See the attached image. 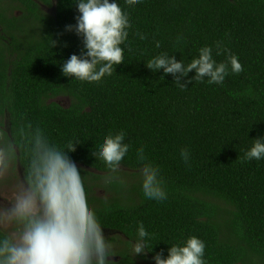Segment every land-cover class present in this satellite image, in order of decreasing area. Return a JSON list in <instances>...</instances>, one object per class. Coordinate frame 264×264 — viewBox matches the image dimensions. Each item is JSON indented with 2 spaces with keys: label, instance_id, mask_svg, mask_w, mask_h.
Wrapping results in <instances>:
<instances>
[{
  "label": "trees",
  "instance_id": "1",
  "mask_svg": "<svg viewBox=\"0 0 264 264\" xmlns=\"http://www.w3.org/2000/svg\"><path fill=\"white\" fill-rule=\"evenodd\" d=\"M37 1L54 11L43 12L33 0H0V130L14 134L31 124L58 147L74 144L67 155L80 170L102 230L119 233L127 248L142 222L150 234L144 261L196 236L205 243L206 264H264V159L241 161L251 139L264 137V0H117L131 22L123 60L111 76L91 83L60 69L83 47L64 31L75 24L76 0ZM18 11L28 15L15 16ZM50 40H57L55 47ZM218 41L243 66L222 85L192 80L189 72L182 89L171 74L145 66L165 52L187 65L203 46L225 61L226 53L216 54ZM59 97L68 106L52 102ZM120 131L130 147L110 173L94 153L104 135ZM139 148L159 169L167 193L162 201L143 195ZM181 149L190 152L189 164ZM124 170L136 172V182L111 180L100 186L108 198L94 196L98 181ZM123 254L121 264H135L129 251Z\"/></svg>",
  "mask_w": 264,
  "mask_h": 264
},
{
  "label": "clouds",
  "instance_id": "2",
  "mask_svg": "<svg viewBox=\"0 0 264 264\" xmlns=\"http://www.w3.org/2000/svg\"><path fill=\"white\" fill-rule=\"evenodd\" d=\"M141 0H125L135 5ZM74 25H66L65 32H72L81 39L79 54H71L60 64L64 76L82 82H99L111 76L114 66L123 60L121 44L128 36L130 20L117 0H76ZM62 35V33H61ZM139 39L147 37L136 33ZM182 37H178V40ZM55 47L57 40H50ZM66 45V42L64 43ZM159 47V42L156 43ZM217 55L221 50L226 60L217 62L213 48L203 46L198 55L185 65L168 53L151 57L145 65L152 72L163 70L171 74L174 82L182 83L189 72L192 80L222 85L229 73L243 71L239 58L221 42H216ZM253 142L244 151L242 162L264 159V137ZM123 131L109 133L97 145L95 156L100 157L110 173H116L129 151ZM23 149L27 160L26 176L14 185L10 198L0 203V264H113L111 242L105 238L99 218L88 202L84 181L77 165L64 149L51 143L39 127L31 124L17 127L14 134L0 130V178L14 172ZM190 152L181 149L180 156L189 164ZM142 162L139 171L141 190L145 198L162 201L167 193L159 179V169L148 162L144 149L137 150ZM150 236L142 222H138L136 239L131 242L132 254L143 255ZM151 251V250H150ZM205 243L196 236L187 237L182 243L167 248V255L156 253L154 264H206Z\"/></svg>",
  "mask_w": 264,
  "mask_h": 264
},
{
  "label": "rangeland",
  "instance_id": "3",
  "mask_svg": "<svg viewBox=\"0 0 264 264\" xmlns=\"http://www.w3.org/2000/svg\"><path fill=\"white\" fill-rule=\"evenodd\" d=\"M4 4V3H3ZM6 4V3H5ZM55 103L61 105L62 107H66L69 104V101L64 97H59L56 99ZM18 170L17 167L14 170V172L10 173L9 175L0 178V203H4L5 198H10L12 195V191L14 188L15 183L17 182L18 178L16 176ZM122 174L118 175L115 178H106L104 180H100L96 183V187L94 188V196L99 199H106L109 197V193L107 191H104L105 189L101 188L100 186H103L106 182L113 180L114 182H120L125 183L127 181H133L136 182L137 177H132L131 175H135L136 172L124 170L121 172ZM104 236L106 239H108L111 242L112 245V254L113 256L109 257V259L114 264H121L122 255L121 253H126L129 251L130 258H133L135 260V264H147L142 259V255H134L132 254V246L127 247L124 245L125 240L121 235L116 234L114 232H104ZM123 254V255H124Z\"/></svg>",
  "mask_w": 264,
  "mask_h": 264
},
{
  "label": "flooded vegetation",
  "instance_id": "4",
  "mask_svg": "<svg viewBox=\"0 0 264 264\" xmlns=\"http://www.w3.org/2000/svg\"><path fill=\"white\" fill-rule=\"evenodd\" d=\"M33 1L36 2L37 5H39L40 9L43 10V12L51 13V12L54 11L53 6L49 8V7H47V6L43 5V4H41V3H40L39 1H37V0H33ZM52 5H53V0H52ZM27 15H28V14H26V13L24 14V13L19 12V11L15 13V16H27ZM0 30H1V28H0ZM6 41H7V39L3 38V42L6 43ZM56 99H58V98H56ZM56 99H52V102H55ZM6 126H7V122L5 121L4 128H6ZM17 170H18V172H17L16 176H17V178L19 179V177L24 176L20 164H18V166H17ZM104 232H114V231L103 230V233H104ZM114 233L119 234V233H117V232H114ZM119 235H120V234H119ZM145 262H147V264H154L152 261H148V260H146Z\"/></svg>",
  "mask_w": 264,
  "mask_h": 264
},
{
  "label": "water",
  "instance_id": "5",
  "mask_svg": "<svg viewBox=\"0 0 264 264\" xmlns=\"http://www.w3.org/2000/svg\"><path fill=\"white\" fill-rule=\"evenodd\" d=\"M55 0H53V3H54Z\"/></svg>",
  "mask_w": 264,
  "mask_h": 264
}]
</instances>
